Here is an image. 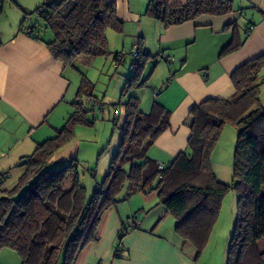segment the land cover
Segmentation results:
<instances>
[{"label": "trees", "instance_id": "1", "mask_svg": "<svg viewBox=\"0 0 264 264\" xmlns=\"http://www.w3.org/2000/svg\"><path fill=\"white\" fill-rule=\"evenodd\" d=\"M232 11V0H186L172 6L168 0H149L144 14L170 26ZM34 13L39 20L29 23L30 13L25 12L19 30L29 26L31 36L45 42L51 55L64 66L74 67V61L82 55L108 54L107 30H123L115 3L107 0H41ZM48 31L50 39L44 38ZM240 45L233 36L220 55ZM133 48L137 50L135 62L122 95L145 86L143 68L156 57L143 49L141 41ZM159 58L167 61L163 54ZM113 59L118 64L123 56L116 52ZM263 69L264 53L232 71L235 91L231 97L207 98L194 104L189 111L186 149L162 168L146 155V150L169 127L170 111L154 100L150 110L143 112L139 98L131 95L122 103L119 146L89 199L74 159L56 170L44 169L51 155L74 138L75 127L89 124L80 99L92 98L93 87L82 75L77 98L72 102L73 112L55 135L37 143L31 154L22 157L24 175L11 192L0 197V251H14L20 264H75L81 250L99 239L102 216L119 201L125 187L124 199L135 192H156L158 204L174 217L176 234L191 243L199 255L221 199L232 190L237 198L236 215L225 264H264V104L259 98ZM227 124L236 129L229 184L217 179L210 163L211 152ZM126 231L124 223L117 234L118 245Z\"/></svg>", "mask_w": 264, "mask_h": 264}, {"label": "crops", "instance_id": "2", "mask_svg": "<svg viewBox=\"0 0 264 264\" xmlns=\"http://www.w3.org/2000/svg\"><path fill=\"white\" fill-rule=\"evenodd\" d=\"M107 1L115 3L123 22L122 32L107 30V42L133 47L141 41L144 50L156 55L157 66L150 72L151 80H147L152 91L142 95L139 106L147 111L156 100L170 111L169 127L146 150L150 159L168 165L186 149L191 107L207 98L231 97L235 91L232 71L264 53V0H232L233 11L229 14L202 15L170 26L144 14L149 0ZM168 2L172 6L186 0ZM16 5L20 10L16 22L0 31V173H7L0 184V197L11 192L24 175L22 157L31 154L37 143L55 135L58 128L54 124L46 122V128L42 125L61 101L67 84L64 64L51 55L45 42L19 30L28 9L21 2ZM233 22L236 24L229 26ZM233 36L241 41L240 47L220 55ZM159 54L173 61L161 65ZM142 195L146 201L157 199L156 192ZM166 212L165 208L150 212L143 223L127 229L120 256L115 255V246L107 260L113 240L129 217L119 209H108L99 225V239L81 250L75 264H191L196 250L191 243L175 233L162 236L154 231ZM0 264L16 263L0 253Z\"/></svg>", "mask_w": 264, "mask_h": 264}, {"label": "rangeland", "instance_id": "3", "mask_svg": "<svg viewBox=\"0 0 264 264\" xmlns=\"http://www.w3.org/2000/svg\"><path fill=\"white\" fill-rule=\"evenodd\" d=\"M19 2L24 4L30 13L27 17L28 21L36 22L39 20L37 14L34 13V9L41 3V0H0V31L7 29L16 22L17 13L20 12L19 6L16 4H19ZM50 33L48 31L44 38L50 39L52 37ZM107 44L108 54L93 57L82 55L76 58L74 67L65 66L64 78L67 84L62 99L42 125V127L46 128V122H50L56 128L62 127L66 118L73 112L72 102L77 98L76 94L81 77L82 75L85 76L93 87L91 101L86 96L80 99L83 106L87 109L86 119L89 124H78L75 127L73 140L56 150L51 155L44 169L56 170L69 164L74 159L77 162L79 181L85 187L87 199L91 197L95 187L104 179L110 162L119 146L121 138L120 126L124 119L122 103L126 102L131 95L138 97L140 100L144 93L152 91L148 81L151 80L150 72L157 66L155 58H151L150 62L143 68V74H141L142 79L148 80L147 85L142 89L132 90L122 95L124 82L131 75L132 64L135 62V57L132 53L134 46L132 47L129 43L120 44L118 42H109ZM116 52L123 56V59L118 64L113 59ZM160 61L161 65L164 63L168 65L164 60L160 59ZM159 70L160 67L158 68ZM263 83L260 87L259 95L262 104H264ZM117 103L120 105H117ZM139 107L142 111L144 110L141 106ZM149 110L143 112H148ZM235 138L236 129L232 125H225L210 156L211 168L215 176L226 184L231 183L233 178ZM73 154L75 157H73ZM124 195L125 187L118 195L119 201L110 209H119L120 212L127 213L129 217L125 218L124 222L126 225L129 218L133 217L138 225L140 221L143 223L150 212L153 213L164 208L158 204L156 198V200L146 201L144 195L139 192L132 193L125 199ZM236 199V194L232 190L223 196L209 237L199 255H197L195 250L191 264H225L227 246L236 215ZM141 209H145L144 213L141 212ZM174 225V217L169 212H166L164 217L156 223L154 231L159 232L162 236H170L173 233L176 234ZM115 246L116 248L121 246L118 245L117 237L113 240V246L105 256V259L108 260V257L113 254ZM0 253L10 262L20 263L19 257L14 251L4 249Z\"/></svg>", "mask_w": 264, "mask_h": 264}, {"label": "built area", "instance_id": "4", "mask_svg": "<svg viewBox=\"0 0 264 264\" xmlns=\"http://www.w3.org/2000/svg\"><path fill=\"white\" fill-rule=\"evenodd\" d=\"M249 31H250V28H248V29L246 30V34H248ZM22 32L25 33L26 35H30V36L32 35V30H31V28H30L29 26H25V27L23 28ZM136 52H137L136 48H133V49H132V53H133V55H136ZM166 59H167V61H168L169 63H171V62L173 61V58H171V57H167ZM154 95H155V96L157 95V91H154ZM87 99H88L89 101L92 100L91 97H87ZM158 167H159V168H162V165L159 164ZM6 175H7V173H3V174L0 176V181L3 180V179L5 178ZM126 223H127V229H133V227L137 226V223L134 221V218H133V217H132V218H129L128 221H127ZM121 250H122L121 246H118L117 249H116V251H115L116 256H120V254H121Z\"/></svg>", "mask_w": 264, "mask_h": 264}]
</instances>
